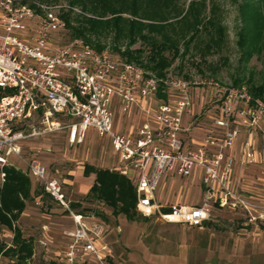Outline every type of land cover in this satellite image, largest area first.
Masks as SVG:
<instances>
[{
  "label": "built area",
  "instance_id": "built-area-1",
  "mask_svg": "<svg viewBox=\"0 0 264 264\" xmlns=\"http://www.w3.org/2000/svg\"><path fill=\"white\" fill-rule=\"evenodd\" d=\"M60 8L0 0V182L4 168L13 165L10 156L22 158L25 135L18 123L36 115L47 131L56 125L65 128L71 145L82 143L90 130L106 140L119 161L114 169L134 185L135 208L143 217L200 227L214 205L263 222L264 204L249 200L238 188L236 168L264 159V99L253 95L246 83L156 76L79 37L58 44L54 35L68 31ZM203 87L212 90L214 111L197 140L196 126L185 115L193 91ZM120 118L129 123L120 125ZM25 164L46 194L67 207L63 183L38 158ZM193 174L203 195L200 204L157 200L155 191L164 176ZM73 219L69 261L76 264L80 251L104 264L103 248L82 223V215ZM7 226L0 220V243L6 249L13 247L15 230L13 223Z\"/></svg>",
  "mask_w": 264,
  "mask_h": 264
},
{
  "label": "rangeland",
  "instance_id": "rangeland-1",
  "mask_svg": "<svg viewBox=\"0 0 264 264\" xmlns=\"http://www.w3.org/2000/svg\"><path fill=\"white\" fill-rule=\"evenodd\" d=\"M26 1L61 5V15L68 14L71 24L75 22L74 17L111 22L112 18L120 16L123 21L117 28L109 25L110 31L101 39V45L102 50L126 61L127 58L120 54L126 48L141 49L145 54L149 48L139 35L132 36L130 41L127 21L135 19L152 23L156 26L154 30L145 29L140 33L148 34L158 42L165 40L170 44L171 41L178 48L177 55L163 70L162 76L146 69L156 76L196 81L206 77L225 83H232L239 77L246 84L249 77L254 84L263 81L264 51L254 53L247 60L243 57L245 47L238 42L244 25L240 5L245 0ZM263 1L251 0L264 10ZM91 6L96 13L91 11ZM132 11L137 17L131 14ZM196 21L198 23L194 24ZM211 22L212 28L209 26ZM194 26H197L196 32ZM54 37L58 44L72 38L69 30ZM91 40L95 41V37ZM211 94L208 87L194 90L193 104L185 115V121L196 126L193 135L197 140L205 132L208 115L214 111ZM118 121L120 125L129 123L123 118ZM17 127L25 138L20 141L22 158L13 155L9 158L12 166L29 174L25 161L38 158L47 167L49 175L63 183L67 204V207L63 206L46 194L41 183L31 176L35 188L32 197L24 200L25 207L17 219L8 216L10 223L15 225L13 247L9 248L17 247V229L22 238L30 240L32 251L26 264H72L67 253L73 243V215H82V223L90 229L97 246L103 248L104 264H264V221H249L240 210L219 209L214 205L210 217L200 227L167 223L156 218L143 219L135 207L132 220L114 216L110 207L88 192L95 175L87 167L84 172L88 165L114 169L119 164L106 140L90 130L82 143L71 145L65 128L56 125L47 131L40 116L36 115H28ZM164 177L155 191L159 202L170 205L200 204L203 201L199 178L195 174L187 178ZM236 177L239 178L238 188L247 194L249 200L264 204L262 157L254 163L237 167ZM1 244L0 263L15 264L16 256L5 253L6 246L4 242ZM75 262L101 264L80 251L76 252Z\"/></svg>",
  "mask_w": 264,
  "mask_h": 264
},
{
  "label": "trees",
  "instance_id": "trees-1",
  "mask_svg": "<svg viewBox=\"0 0 264 264\" xmlns=\"http://www.w3.org/2000/svg\"><path fill=\"white\" fill-rule=\"evenodd\" d=\"M245 1L240 5L241 20L244 25L240 29L238 42L241 46L245 47L243 57L248 60L254 53L264 51V10L261 6L259 7L254 2H251V0ZM91 8V11L96 13L97 10L92 6ZM131 14L137 17L134 11ZM62 17L72 38L80 37L97 50H102L103 48L101 39L106 37V34L110 31L109 25L117 28L119 27V23L123 21V18L120 16H115L111 22L90 18L77 19L74 17L72 19L75 22L71 24L68 14H62ZM127 23L130 41L132 36L139 35L149 45V48L147 54L141 49L130 50L126 48L123 52L119 51L121 56L126 57L129 62L134 61L143 68L150 69L162 76L164 74L163 70L170 64L171 59L177 55V45L171 41L169 42L170 44H166L167 41L165 40L158 42L157 40H153L150 35L140 33L145 29L149 32L154 30L156 26L152 23H143L135 19L128 20ZM197 23L196 21L194 24ZM209 26L212 28V22ZM196 28L197 26H194V32H196ZM92 37H95V41L91 40ZM216 38H213V40ZM91 41L93 44L90 43ZM166 52L167 54H165ZM240 83L245 82H242L239 77H236L232 82L234 85ZM247 83L253 95L264 99V76L263 81L259 84H254L251 77L247 79ZM1 94L2 92L0 91V96ZM86 167L87 170H91L95 175L94 182L88 192L110 207L112 215L132 220L136 202V194L132 181L114 169L93 168L88 165L84 167V172H86ZM4 170L5 178L0 185V220L10 225V218L8 216L12 217L13 220L18 218L25 207L24 200L32 197V190L35 188H33L31 176L26 172L14 166H6ZM142 218L147 219V217ZM29 241V239L22 238L20 230L17 229L15 236L16 249L7 248L4 252L16 256L17 261L15 264H26V259L30 257L32 251ZM2 250L3 244L0 243V251Z\"/></svg>",
  "mask_w": 264,
  "mask_h": 264
},
{
  "label": "bare ground",
  "instance_id": "bare-ground-1",
  "mask_svg": "<svg viewBox=\"0 0 264 264\" xmlns=\"http://www.w3.org/2000/svg\"><path fill=\"white\" fill-rule=\"evenodd\" d=\"M77 218H79V217L77 216Z\"/></svg>",
  "mask_w": 264,
  "mask_h": 264
}]
</instances>
